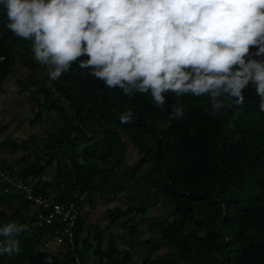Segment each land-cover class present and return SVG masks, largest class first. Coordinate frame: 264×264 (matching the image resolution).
Segmentation results:
<instances>
[{"label":"trees","instance_id":"obj_1","mask_svg":"<svg viewBox=\"0 0 264 264\" xmlns=\"http://www.w3.org/2000/svg\"><path fill=\"white\" fill-rule=\"evenodd\" d=\"M6 24L0 10V82L15 58L25 55L29 75L22 84L24 89L34 87L38 97L29 126L42 123L45 112L55 115L40 156L32 164L27 163L29 156L20 161L23 175L53 169L38 191L54 202L85 194L84 205L95 208L122 195L125 207L105 211L108 229L123 219L119 243L124 250L117 252L112 242L103 246L107 228L95 229L93 246L83 237L81 215L73 247L65 244L51 264H77L82 248L97 264L104 258L109 264H130L127 248L135 243L138 264H173L175 255L187 264H264V113L254 88L244 90L242 104L226 100L231 106L222 115H211L206 95L177 97L171 92L161 111L149 94L128 97L75 63L49 81L47 69L32 55L31 40L14 35ZM174 103L186 106L185 115L166 123ZM127 108L135 116L121 124L119 114ZM12 146L27 152L38 147L37 138ZM128 147L137 154L133 163L126 156ZM158 201L152 217L151 206ZM29 213V204L19 195L0 190V223L29 226L19 236L21 251L0 254V264H44L38 245L45 231L31 228ZM141 224L159 236L143 238L137 232Z\"/></svg>","mask_w":264,"mask_h":264},{"label":"clouds","instance_id":"obj_2","mask_svg":"<svg viewBox=\"0 0 264 264\" xmlns=\"http://www.w3.org/2000/svg\"><path fill=\"white\" fill-rule=\"evenodd\" d=\"M0 10L49 81L75 63L128 97L149 94L161 111L168 92L206 95L212 116L251 86L264 113V0H0ZM185 112L172 104L166 123ZM134 116L127 108L120 123ZM28 227L0 223V254L19 253Z\"/></svg>","mask_w":264,"mask_h":264},{"label":"built area","instance_id":"obj_3","mask_svg":"<svg viewBox=\"0 0 264 264\" xmlns=\"http://www.w3.org/2000/svg\"><path fill=\"white\" fill-rule=\"evenodd\" d=\"M49 180L50 175L47 172L25 176L19 165L0 162L1 192L19 195L30 206L29 214L33 217L31 228L35 232L45 231L38 245L39 253L44 256V264H51L53 256L58 254L55 250L61 251L65 244L73 247V231L77 219L85 214V194L74 195L64 202H54L44 197L38 190ZM76 261L81 264L77 259ZM102 262L109 264L105 258Z\"/></svg>","mask_w":264,"mask_h":264},{"label":"crops","instance_id":"obj_4","mask_svg":"<svg viewBox=\"0 0 264 264\" xmlns=\"http://www.w3.org/2000/svg\"><path fill=\"white\" fill-rule=\"evenodd\" d=\"M26 58L25 55H18L6 78L0 82V162L2 164L19 165L27 156H29L27 163L32 164L35 160L32 155H37L40 148L29 149L27 152L14 151L12 145L25 142L30 136L37 138L39 129L48 123L43 113L41 126L40 124L35 127L29 126V122L37 113L38 97L34 87L24 89L22 84L29 75V70L24 66ZM8 142H11V145Z\"/></svg>","mask_w":264,"mask_h":264},{"label":"rangeland","instance_id":"obj_5","mask_svg":"<svg viewBox=\"0 0 264 264\" xmlns=\"http://www.w3.org/2000/svg\"><path fill=\"white\" fill-rule=\"evenodd\" d=\"M45 114V120L48 122L47 124H45L44 126L42 125L41 129H39L38 134H37V143H38V147L40 148V150L43 147V144L46 142L47 138H48V134H50L53 131V118H54V114L52 113H44ZM49 119V121H48ZM41 126V124H40ZM9 144L11 142H8ZM17 144V143H15ZM21 142H18L17 145H20ZM11 145V144H10ZM31 150V149H30ZM126 156L128 158V162L129 163H133L134 161H136L137 159V154L135 152L134 149L128 147L126 150ZM61 154V153H60ZM75 155L77 156V154L75 153ZM34 157V159H37L40 156V152L37 153V155H32ZM30 156V157H32ZM51 170V171H50ZM52 170L53 169H47L46 172L49 173V175L51 176L52 174ZM122 201H123V197L122 195H119L116 198H111L109 199V201L104 204H97V206L95 208H88L85 206V214H84V218H85V227H84V233H83V237H87L88 241L94 246L96 245V241H95V237H96V232L95 229L97 227L105 229L108 226V221L105 220V211L106 210H110L112 212H114L116 209H120V210H125V207L122 205ZM161 201H158L157 206H151V215L152 217H155V213L158 209V206L160 204ZM131 215L127 216V218H130ZM166 216L169 217V211H166ZM132 217V216H131ZM137 218H139V215H137ZM123 219L118 221L116 225H114L113 227H109V229L107 228L106 230H104L103 234H102V238L104 239L103 241V246H106V242H112L115 244V250L118 252L119 250H124L125 247L123 245H121L119 242L123 240L124 238V226L122 225ZM138 234H145V236L143 238H148V236L150 235H156L159 236L158 232L156 230H149L147 229V226L144 224H141L138 227L137 230ZM149 234V235H148ZM138 246V244H133L132 246H129L127 248V252H129V254L131 255L132 261L130 264H138L139 263V259H140V253L139 251L137 252L138 249H136V247ZM60 250H58L55 253H59ZM61 252V251H60ZM54 257V256H53ZM80 258L82 260H80ZM76 259L81 263V264H97L96 261H94L93 259L90 258V255L84 251V249L82 248L80 250V253L76 255ZM175 262L173 264H187V261L185 260H181L179 259L176 255H175Z\"/></svg>","mask_w":264,"mask_h":264}]
</instances>
